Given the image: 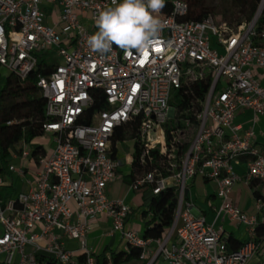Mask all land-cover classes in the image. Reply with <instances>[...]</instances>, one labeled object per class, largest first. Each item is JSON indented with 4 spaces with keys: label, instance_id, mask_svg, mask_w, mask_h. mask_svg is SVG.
I'll list each match as a JSON object with an SVG mask.
<instances>
[{
    "label": "built area",
    "instance_id": "built-area-1",
    "mask_svg": "<svg viewBox=\"0 0 264 264\" xmlns=\"http://www.w3.org/2000/svg\"><path fill=\"white\" fill-rule=\"evenodd\" d=\"M46 4L58 9L57 25L45 23ZM110 4L0 0V67L7 76L24 80L35 69L37 54L47 50L55 61L36 82L45 99L43 134L53 137L55 147L51 153L42 148L29 190L0 197V264H97L87 234L101 214L111 221L110 234L121 235L125 250L138 248L134 260L144 264H264V234L257 230L264 225V198H256L255 212L247 215L230 196L237 182L264 180V153L253 128L239 134L241 126L234 122L240 109L250 110L252 122L264 115V86L254 72L264 68V27L255 31L264 0L256 16L236 27L212 15L186 19L187 0H165L158 14L165 23L159 42L143 55L127 56L115 46L101 55L87 45L98 30L96 17ZM206 78L201 97L194 84ZM178 90L187 97L181 108L169 103ZM97 92L103 105L93 108ZM20 122L13 118L6 124ZM124 125H136L132 141L139 166L129 187L176 192L174 218L161 238H145L128 227L129 205L106 194L121 165L111 137ZM9 151L13 158L31 157L24 139ZM239 158L246 159L243 174L232 166ZM194 176L216 185L211 220L195 210L187 192ZM3 183L0 173V188ZM227 219L247 234L236 248L228 242ZM66 239L76 240L78 248H67ZM38 253L48 257L38 260ZM102 264H114L110 254Z\"/></svg>",
    "mask_w": 264,
    "mask_h": 264
},
{
    "label": "trees",
    "instance_id": "trees-1",
    "mask_svg": "<svg viewBox=\"0 0 264 264\" xmlns=\"http://www.w3.org/2000/svg\"><path fill=\"white\" fill-rule=\"evenodd\" d=\"M216 1V0H214ZM188 13L185 16L189 20H201L208 15L215 14V5L213 0L211 3H206L205 0H187ZM260 0H221V6L217 13H221L223 17H228L226 22L231 27H236L239 24H246L253 18L258 7ZM241 14L244 17V22L237 20L232 23L235 14ZM214 17V16H213ZM222 21V20H221ZM264 27V12L258 17L255 23L256 34L260 32ZM258 41V36L255 38ZM256 41V42H257ZM38 60L35 69H33L24 80L18 81L12 76H6V82L2 88H0V102L7 101L4 106L0 105V173L6 172V156L9 150L21 139L29 142L31 139L42 136V123L47 119L44 107L45 99L38 92L36 85L38 75H45L52 70L54 66V59L51 56V51L37 54ZM209 85V80H201L194 84V91L201 97L204 96ZM38 93V94H37ZM98 96L95 100L94 107L103 105L104 96L97 92ZM186 95L182 90L176 91L170 100V105L181 108L186 104ZM13 118L21 119L18 124H6V121ZM84 122H88L87 120ZM136 134V125L134 126H120L116 128L114 134L111 137V145L113 153L117 150V143L119 140L133 139ZM134 142V141H133ZM134 152L132 154V161L130 167L129 176L132 177V172L139 166L137 162V152L134 142ZM30 154L38 159V155H42L44 150L38 145H29ZM4 184V183H3ZM3 186V185H2ZM1 186L0 197L2 199L10 197L13 193L11 185ZM140 194L142 206L145 209L142 212L143 216L149 214V218L145 219L142 224L143 237L161 238L163 237L174 218V210L176 206V192L173 187H168L162 190L158 194H153L151 187L148 185L142 186L135 190ZM257 191H255L256 193ZM258 234H264V225H258ZM228 242L232 248L238 247L241 242L239 239H235L230 236ZM109 247H105L100 254L96 257L97 264H102L105 259L106 252H109L114 264H122L130 262L137 258L139 249L136 247H130L127 250H109ZM43 257H48L44 253H38L37 259L41 260Z\"/></svg>",
    "mask_w": 264,
    "mask_h": 264
},
{
    "label": "crops",
    "instance_id": "crops-1",
    "mask_svg": "<svg viewBox=\"0 0 264 264\" xmlns=\"http://www.w3.org/2000/svg\"><path fill=\"white\" fill-rule=\"evenodd\" d=\"M43 10L45 13L44 21L47 25L54 26L57 25L58 21V9L51 5H44ZM254 72L256 77L259 79L262 86H264V68H254ZM234 122L239 123L241 128L239 129L238 133L242 134L246 129L252 127L255 132V144L259 146L262 153H264V115L258 116L254 122H252V115L249 109H240L236 112ZM48 134V133H47ZM45 135V134H43ZM32 140V139H31ZM28 142L29 145L33 146L34 144ZM44 148L41 143L37 144ZM133 152L124 153L123 158L116 157L121 160V165L118 167L116 171V177L113 181L108 183L107 187L110 185H117L119 187V192L116 195L115 199H122L127 205L130 207V213L127 225L140 233H142V224L140 230L137 229L132 220V217L135 213H139L142 217V212L145 209L142 206V201L140 198V194L137 193L135 190H132L129 187L131 177L129 176L130 167H131V158ZM19 159L17 162L19 165H15L14 175L10 172L8 173V169L6 167V172L1 175L4 179L3 186L11 185L13 188V193L10 197H15L19 192H25L29 190L33 185V176L35 171L38 169L39 165L36 162V159L33 155L30 158L22 159V158H15ZM232 166L236 172L239 174H243L246 170V159L239 158L237 162H233ZM22 169L23 172H19L18 170ZM196 185L197 190L195 191L192 187ZM2 186V187H3ZM1 189V188H0ZM215 189L216 185L212 180L202 178L200 176H194L188 180V190L187 192L193 197L196 211L201 212L206 216L207 220H211L213 217V211L211 209V204L217 203V199L215 197ZM255 191H257L255 193ZM107 196L109 197L107 191ZM232 200L238 205V207L244 211L245 213L249 212L251 209L256 210V198L262 197L264 198V180L261 182L252 181L251 184L247 185L243 182H237L232 186V190L230 193ZM4 198V199H6ZM111 199V197H109ZM229 222L233 223V221ZM231 225L227 226L226 222L224 225L225 230L227 233L234 237L235 239H239L240 242L244 241L247 238V234L245 231L244 226L237 224V228L231 229ZM111 229V221L108 219L104 214L97 216L91 222V228L87 234V246L91 248L94 257H97L98 254L102 252L105 247H109V250H125L126 244L124 240L121 238L119 233L110 234ZM75 242L76 245L67 247L68 242ZM65 245L69 249H77L78 242L73 239H66ZM109 254V252H106ZM105 254V255H106Z\"/></svg>",
    "mask_w": 264,
    "mask_h": 264
},
{
    "label": "clouds",
    "instance_id": "clouds-1",
    "mask_svg": "<svg viewBox=\"0 0 264 264\" xmlns=\"http://www.w3.org/2000/svg\"><path fill=\"white\" fill-rule=\"evenodd\" d=\"M165 0H111L95 19L98 29L87 39L88 47L96 53H111L113 46L143 55L160 40L165 23L159 13Z\"/></svg>",
    "mask_w": 264,
    "mask_h": 264
},
{
    "label": "rangeland",
    "instance_id": "rangeland-1",
    "mask_svg": "<svg viewBox=\"0 0 264 264\" xmlns=\"http://www.w3.org/2000/svg\"><path fill=\"white\" fill-rule=\"evenodd\" d=\"M206 3H211V0H205ZM214 5H215V14L213 15L215 17L216 20L218 21H223L225 20L226 22H228V17H223V15H221V13H217L216 11H218L219 7L221 6V0H216L214 1ZM252 19V18H251ZM232 23H235L237 20H240L242 23H246L244 22V17L241 15V14H235L233 19ZM250 21V20H249ZM51 56L53 57L54 56V52L51 51ZM0 73H1V76H0V88H2L6 82V76L8 75V71L6 69H4L3 67H0ZM38 94V93H37ZM8 102L7 101H2L0 102V105L1 106H4L6 105ZM31 142L34 144V145H37L38 143H41L45 149V151L51 153L52 150L54 149L55 147V143L53 141V137L50 135V134H45V135H42V136H38V137H35L31 140ZM134 142L132 141V139H128V140H119L118 143H117V156L119 158H123V154L124 153H129V152H134ZM27 160V158H25ZM19 161V159H15L12 157V153L9 151V153L7 154L6 156V161H5V166L7 167L8 164H15V165H19L17 162ZM10 172V170L8 171V173ZM12 175H14V171H11L10 172ZM197 186L194 185L192 188L196 191ZM109 197H111V199H115L116 195L118 194L119 192V187L117 185H110V187L108 186L107 189H106ZM254 209H251L249 212H247L246 214L247 215H250L252 213H254ZM132 220L134 221L135 225L137 227L138 230H140L141 228V224H143L144 222V218L138 213H135L132 217ZM226 225L229 226L231 225L232 228L231 229H236L237 228V224L236 222H229V220L227 219L226 220ZM230 226V227H231ZM242 226V225H241ZM76 245L75 242H68L67 243V247H71V246H74ZM122 264H144L143 261H135V260H132L130 262H125V263H122Z\"/></svg>",
    "mask_w": 264,
    "mask_h": 264
},
{
    "label": "water",
    "instance_id": "water-1",
    "mask_svg": "<svg viewBox=\"0 0 264 264\" xmlns=\"http://www.w3.org/2000/svg\"><path fill=\"white\" fill-rule=\"evenodd\" d=\"M260 11V8L257 9L256 13L254 16H256L258 14V12Z\"/></svg>",
    "mask_w": 264,
    "mask_h": 264
}]
</instances>
